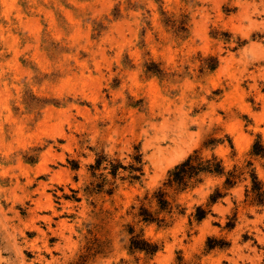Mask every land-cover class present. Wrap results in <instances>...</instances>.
<instances>
[{
    "label": "rangeland",
    "instance_id": "obj_1",
    "mask_svg": "<svg viewBox=\"0 0 264 264\" xmlns=\"http://www.w3.org/2000/svg\"><path fill=\"white\" fill-rule=\"evenodd\" d=\"M256 141L264 0H0V264H264ZM194 151L242 174L165 186Z\"/></svg>",
    "mask_w": 264,
    "mask_h": 264
},
{
    "label": "trees",
    "instance_id": "obj_2",
    "mask_svg": "<svg viewBox=\"0 0 264 264\" xmlns=\"http://www.w3.org/2000/svg\"><path fill=\"white\" fill-rule=\"evenodd\" d=\"M251 155L264 157V148L260 141H256L253 144ZM251 165V163H247V166ZM241 174L242 173H239L236 167L230 171H225L221 161L217 160L216 157L204 159L198 151H194L183 162L177 164L168 172L167 180L164 185L167 187H175L176 189L182 191L200 183L203 175H214L225 176L224 186L232 187L235 184L236 179ZM249 176L251 179V188L249 190L250 195L258 204H264V190L261 182L258 180V177L253 170L249 171ZM218 197H220V194L215 192V194L210 195L209 202H215ZM153 198L156 201L159 211H165L168 214L172 213L173 207L170 205L166 199V194L162 192L161 189L155 192ZM138 216L146 223L157 222L165 225L163 219H155L152 214L148 212V210L142 207L139 208ZM205 216L206 211L197 207L194 218L197 221H201L205 218ZM129 249L143 251L146 254L153 255L158 250V247L140 239V236L135 235L130 240Z\"/></svg>",
    "mask_w": 264,
    "mask_h": 264
}]
</instances>
